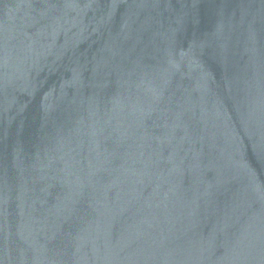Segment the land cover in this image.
<instances>
[{
    "label": "water",
    "instance_id": "obj_1",
    "mask_svg": "<svg viewBox=\"0 0 264 264\" xmlns=\"http://www.w3.org/2000/svg\"><path fill=\"white\" fill-rule=\"evenodd\" d=\"M0 264H264V0H0Z\"/></svg>",
    "mask_w": 264,
    "mask_h": 264
}]
</instances>
